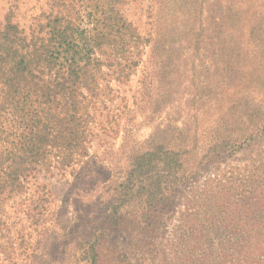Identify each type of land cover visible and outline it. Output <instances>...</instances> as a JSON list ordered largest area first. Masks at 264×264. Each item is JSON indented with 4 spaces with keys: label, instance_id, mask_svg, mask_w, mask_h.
I'll use <instances>...</instances> for the list:
<instances>
[{
    "label": "trees",
    "instance_id": "1",
    "mask_svg": "<svg viewBox=\"0 0 264 264\" xmlns=\"http://www.w3.org/2000/svg\"><path fill=\"white\" fill-rule=\"evenodd\" d=\"M137 1L32 0L6 20L0 264H264V0H153L152 36ZM178 96L202 112L162 114Z\"/></svg>",
    "mask_w": 264,
    "mask_h": 264
},
{
    "label": "rangeland",
    "instance_id": "2",
    "mask_svg": "<svg viewBox=\"0 0 264 264\" xmlns=\"http://www.w3.org/2000/svg\"><path fill=\"white\" fill-rule=\"evenodd\" d=\"M152 1L153 0H143L142 3L137 1L136 3H132L131 5L128 6V10L126 14L127 18L133 23L134 27H136L138 32L142 34L143 36L153 35V31H154L153 24H152L153 19H151L149 15H153L154 13L149 14L146 9V6L150 5ZM30 5H32V0H0V32L4 29L6 25V20L8 18H10L9 20L12 23H14V6L20 7L21 12L25 13L28 10ZM151 6L154 7L153 4H151ZM27 14L28 12L24 14L23 17L22 15H18L16 17L20 25L26 24ZM148 53H149V48L146 47V49L144 50L145 55L143 56L144 62L146 60ZM140 70H142V68ZM140 70L139 72H137L136 76H134L131 79L130 84L126 87H123V90L125 91V94L128 98H130L132 95H134L135 97H137L138 95L137 94V91L139 90L138 82L141 79ZM189 91L192 92L193 88H190ZM185 99L186 97H181V96L176 97V100H174L172 104L173 108L170 110V112H167L168 110L166 107L165 111H163L165 113H162V114H166V113L189 114V116H192L193 114H200L202 112V109H201L202 106L199 102L191 103L190 101L191 98L189 100H185ZM130 103H131V100H129V104ZM143 116H144L143 114H138L136 111L137 122H142ZM138 129H139L140 139H144L152 131V126L144 124L138 127ZM117 144H118V141H117ZM237 158H241V154L238 155ZM233 162L235 163V161ZM230 166H233L232 163L228 165V167ZM203 180L204 178L198 179L194 185L202 184ZM194 185H191V186L189 185L188 187H185L184 189L180 190L178 199H177L176 208L173 210V216L167 222V225H166V234L168 236H170L173 226L177 224V220L183 210V204H184L185 198H188V196L189 197L192 196L191 193L194 190L193 188L195 187ZM60 189L64 191L67 190L66 187L64 186H61Z\"/></svg>",
    "mask_w": 264,
    "mask_h": 264
}]
</instances>
